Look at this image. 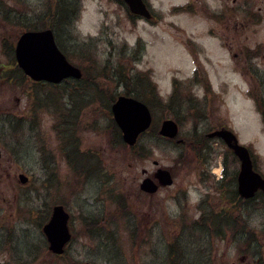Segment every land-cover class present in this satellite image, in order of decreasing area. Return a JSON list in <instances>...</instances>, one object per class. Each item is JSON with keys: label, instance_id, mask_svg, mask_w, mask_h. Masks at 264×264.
I'll return each mask as SVG.
<instances>
[{"label": "rangeland", "instance_id": "rangeland-1", "mask_svg": "<svg viewBox=\"0 0 264 264\" xmlns=\"http://www.w3.org/2000/svg\"><path fill=\"white\" fill-rule=\"evenodd\" d=\"M56 1L0 0V261L264 264V197L233 195L238 160L205 136L230 128L264 177V0H145L150 20L119 0H60L78 11L67 28ZM31 23L53 30L81 77L40 85L16 69ZM119 94L153 115L133 147L110 113ZM165 118L183 144L159 136ZM157 167L174 181L144 193ZM55 204L70 215L61 255L42 231Z\"/></svg>", "mask_w": 264, "mask_h": 264}, {"label": "water", "instance_id": "water-1", "mask_svg": "<svg viewBox=\"0 0 264 264\" xmlns=\"http://www.w3.org/2000/svg\"><path fill=\"white\" fill-rule=\"evenodd\" d=\"M123 1L132 13L150 17L143 0ZM14 55L24 74L36 81L57 83L67 77L79 78L81 76V70L71 64L58 48L51 29L22 32L16 40ZM111 111L122 131L123 140L129 145H133L137 136L151 123V114L146 104L132 97L119 96L112 104ZM177 133L178 126L174 120L164 119L162 121L159 128L160 135L173 138ZM209 136L221 137L238 157L240 162L239 193L248 198L260 189L264 195V178L252 169L249 151L244 145L238 143L235 134L226 128H221L213 131ZM155 176L162 185L172 182L171 175L166 169H158ZM19 179L21 183H25L27 176L19 174ZM141 189L153 193L157 185L150 178H145L141 183ZM68 218L69 215L62 205H54L48 222L43 226L48 248L56 254L64 251V246L71 237L67 226ZM0 264L4 263L0 262Z\"/></svg>", "mask_w": 264, "mask_h": 264}, {"label": "trees", "instance_id": "trees-1", "mask_svg": "<svg viewBox=\"0 0 264 264\" xmlns=\"http://www.w3.org/2000/svg\"><path fill=\"white\" fill-rule=\"evenodd\" d=\"M77 12L78 11H77L76 7H73V5L71 7L67 8L63 4L61 5L60 0H58V1H56V4L53 7L52 16H53V20L55 21V23L58 27L64 26L67 28V26L69 24L71 25L74 23L73 20L76 18ZM40 24L41 23H33V24L31 23L29 25L26 24L24 27L27 30L37 29V28L41 27ZM12 62H14V60H12ZM14 65L16 66V69L18 71H20V69L18 68L16 63ZM38 84L42 85V84H46V83H38ZM121 144H123V143H121Z\"/></svg>", "mask_w": 264, "mask_h": 264}, {"label": "flooded vegetation", "instance_id": "flooded-vegetation-1", "mask_svg": "<svg viewBox=\"0 0 264 264\" xmlns=\"http://www.w3.org/2000/svg\"><path fill=\"white\" fill-rule=\"evenodd\" d=\"M220 127H222V126H220ZM219 128V127H218ZM205 136L208 138V139H215V140H218V141H222L221 139H219V138H210V137H208L207 136V133L205 134ZM223 142V141H222ZM178 143H181V144H183L184 143V140L182 139L180 142H178ZM224 165V164H223ZM222 165V167H221V173H220V175H219V177H217V181H219V183L220 182H224V179L226 178V172H225V165L223 166ZM172 173V172H171ZM154 174V173H153ZM237 174H238V172H237ZM237 174H236V176H235V181H236V188H235V191H234V193H233V195H235L236 197H238L239 198V194H238V190H237ZM146 176H149V175H146ZM221 194L223 195V197H226V198H229V195H230V192L229 191H227V189H225L224 187H222V189H221ZM225 199V198H224Z\"/></svg>", "mask_w": 264, "mask_h": 264}, {"label": "clouds", "instance_id": "clouds-1", "mask_svg": "<svg viewBox=\"0 0 264 264\" xmlns=\"http://www.w3.org/2000/svg\"><path fill=\"white\" fill-rule=\"evenodd\" d=\"M253 222L254 223H259V217H257Z\"/></svg>", "mask_w": 264, "mask_h": 264}]
</instances>
